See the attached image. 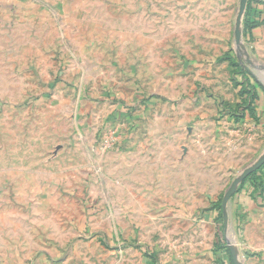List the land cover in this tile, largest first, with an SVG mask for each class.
I'll use <instances>...</instances> for the list:
<instances>
[{
    "label": "rangeland",
    "instance_id": "374dc122",
    "mask_svg": "<svg viewBox=\"0 0 264 264\" xmlns=\"http://www.w3.org/2000/svg\"><path fill=\"white\" fill-rule=\"evenodd\" d=\"M238 5L0 0V264H211L217 234L264 264V217L246 242L234 197L227 233L221 210L202 213L264 151L219 108L239 70L264 85V20L242 36L252 66L234 45ZM178 126L204 136L174 144Z\"/></svg>",
    "mask_w": 264,
    "mask_h": 264
},
{
    "label": "crops",
    "instance_id": "0c3cea01",
    "mask_svg": "<svg viewBox=\"0 0 264 264\" xmlns=\"http://www.w3.org/2000/svg\"><path fill=\"white\" fill-rule=\"evenodd\" d=\"M259 1H264V0H259ZM259 10L263 11L262 13V20H264V5H258ZM202 76V74H201ZM255 79V78H254ZM238 89L234 95V99L226 102V103H234L236 101V95H237ZM254 92L256 93L257 97L255 98L254 101V121L250 120L249 124H247L246 126L250 129H248L249 131H251V134L254 135V137L251 136L250 133H246L243 132L241 134V137L243 138L244 142L249 141L250 139H254V155L257 154V152L259 151V148L264 144V85L261 84L260 82H258L257 80H254ZM171 103L173 105H175L174 100L171 98L170 99ZM187 106L186 101L181 105V106ZM179 107V106H178ZM176 117L174 116V119ZM191 118H194L193 115ZM201 119V117H199ZM219 115H218V111L216 108H214L211 112H210V120L213 121V129H217L218 130V126H219ZM229 119H226L227 121H229V123H231L232 125L234 123H236V125L239 123L238 121L234 120L233 118H230L228 116ZM249 120V119H248ZM242 122V121H240ZM245 125V124H244ZM238 127H243L241 125H238ZM170 129H174L176 130L174 133L175 135L171 134L170 135V139L169 141H172L174 144H176L177 140H179L180 138L184 137L186 142H192V137L198 136V135H203V130H199L197 129L195 126L194 127H181L178 126L176 128L174 127H169ZM245 131H247L246 129H244ZM228 132V131H227ZM229 134V132H228ZM230 136H228V138L226 136L225 139H218L217 137H214V135L212 137V139L210 140V147L208 146V149L210 150H218V145H220L221 147H223L224 143H231L232 142V137H233V131L230 132ZM238 134H240V130L238 132ZM179 136V138H178ZM239 136V135H238ZM240 137V136H239ZM241 137L238 138V141L241 140ZM156 139V138H154ZM206 140V139H205ZM252 143V144H253ZM245 144V143H244ZM251 144V145H252ZM247 145V144H246ZM246 145H242L238 146V148H234L235 151H239L238 153H235L233 149H229L226 150V152H230L229 156L230 157H236L238 159H241L243 156V154H246L248 147ZM209 151V150H208ZM175 153V152H174ZM177 155V153H175ZM176 161H174L173 163H176ZM222 180V179H221ZM220 180V181H221ZM240 189V187L238 188V190ZM238 192V191H237ZM250 192H251V188H250V184L249 183H245L243 185V187L241 188V190L236 193V195L234 196V208H233V220H232V225H233V229L235 228V233L237 231V227H240V231L241 234L237 235V237L239 239H241L242 241H248L249 238L251 237L252 234V229L254 226V241L256 242L258 239L261 240V236H263V231L260 229V225H259V220H261V217H264V197H257L254 194V199L250 197ZM217 193H214L212 195H216ZM224 195V194H223ZM221 196V195H220ZM220 196H218L217 198H214L210 201V199H208L207 197L205 198V201L210 203L209 207H205L204 211L202 212L203 214L207 215L206 217L209 218V220L214 224V218L216 217V211L215 210H210L211 207V203L216 202ZM216 197V196H214ZM207 204V203H206ZM224 230V229H223ZM227 233V232H226ZM225 234V232H224ZM256 244V243H255ZM238 245V244H236ZM239 253H241V249L239 246H237ZM214 251V244L212 246V249H210L209 251V261L211 262V264H221L218 263V260H224L225 264H227V256L226 253L224 252H218V253H214L212 252ZM245 258L249 259V257L252 256L253 253H250L248 251H245ZM255 252H259L260 251H256L254 248V258H257L259 256V254L255 253ZM251 254V255H250ZM257 256V257H256Z\"/></svg>",
    "mask_w": 264,
    "mask_h": 264
},
{
    "label": "trees",
    "instance_id": "16d2710c",
    "mask_svg": "<svg viewBox=\"0 0 264 264\" xmlns=\"http://www.w3.org/2000/svg\"><path fill=\"white\" fill-rule=\"evenodd\" d=\"M264 5V1L259 0H249L246 13L243 19L242 24V36L247 37L248 30L254 29L255 26L259 25L263 20L261 19L263 11L259 10L258 5ZM250 34H248L249 37ZM247 39V38H246ZM234 67L238 68L239 65L236 64ZM233 72V71H232ZM242 76L241 81H236L235 79L232 80L233 85L236 89H238L236 95V101L234 103H220L219 108L221 111H226L229 113V116L232 117L236 121H243L246 119L254 121V101L257 97L256 93L254 92V86L250 84V82L244 77L243 72L239 70L238 73ZM54 84V83H53ZM227 113V114H228ZM245 183L250 184L251 192L250 197L254 199V194L257 197H264V165L258 169L256 172L249 175L245 181L241 184V190ZM237 192V193H238ZM236 195V194H235ZM234 195V196H235ZM210 210H216L220 212L221 210V201L218 199L216 202L211 203ZM223 228V225L221 226ZM226 250L227 256V263L233 264L231 257L229 255V250L223 239L217 234V239L214 242V253L222 252ZM218 263L225 264L224 260H218Z\"/></svg>",
    "mask_w": 264,
    "mask_h": 264
},
{
    "label": "water",
    "instance_id": "95a60500",
    "mask_svg": "<svg viewBox=\"0 0 264 264\" xmlns=\"http://www.w3.org/2000/svg\"><path fill=\"white\" fill-rule=\"evenodd\" d=\"M249 0H239L238 11L235 20V28H234V45L238 50L239 54L245 56L246 62L249 65H254L253 62L249 59L248 54L245 51V47L242 43V24L243 19L246 13L247 5ZM264 71V67L261 68ZM264 75V73H261ZM255 77V76H254ZM264 78V77H263ZM264 80V79H263ZM264 165V151L261 155L248 167L243 169L239 175H237L232 182L230 183L229 187L225 191L222 200H221V211H222V219H223V229L226 233L229 229V203L234 195L237 193L238 188L241 184L245 181V179L251 175L252 173L256 172ZM228 250L231 256V260L233 264H243L240 253L237 246L233 242H227Z\"/></svg>",
    "mask_w": 264,
    "mask_h": 264
}]
</instances>
